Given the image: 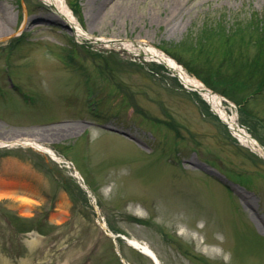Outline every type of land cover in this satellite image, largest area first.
<instances>
[{"label":"rangeland","instance_id":"obj_1","mask_svg":"<svg viewBox=\"0 0 264 264\" xmlns=\"http://www.w3.org/2000/svg\"><path fill=\"white\" fill-rule=\"evenodd\" d=\"M65 1L93 37L153 45L199 68L264 146V87L246 113L237 106L264 82V62L250 74L246 65L264 48V0L186 1L175 31L100 21L107 4ZM47 14L59 17L47 0H0L12 31L0 37V142L33 138L70 164L0 147V179L30 183L35 200L29 212L0 200V264H154L121 235L162 264H264V158L163 64L81 41Z\"/></svg>","mask_w":264,"mask_h":264},{"label":"bare ground","instance_id":"obj_2","mask_svg":"<svg viewBox=\"0 0 264 264\" xmlns=\"http://www.w3.org/2000/svg\"><path fill=\"white\" fill-rule=\"evenodd\" d=\"M52 1V2H50ZM94 3L102 2L108 5L107 10H105L100 15V21H115L120 23L132 22L135 25L140 21L145 22H155L160 21L162 23H167L172 31L178 30L184 23L183 10L186 1L190 0H154L152 1V7L145 8L141 7L143 0H91ZM48 3L54 5L57 10L59 17L63 20L71 29L73 34L77 39L83 41L85 39H90L94 43L104 44L107 48L115 49H125L134 54H139L144 56L148 60H154L161 63L170 71L172 74L178 77L185 88L189 90H195L198 92L211 106L213 113H215L222 122L226 123L230 133L244 146L248 147L253 152L264 158V146L252 136L245 128H243L238 122L237 113H230L224 106V98L215 92L208 89L201 80L192 76L188 71L180 65L176 60L170 57L167 53L156 48L153 45H142L134 42L133 44L128 41H121L114 38H99L90 35L83 25L79 22L77 17L74 15L65 0H47ZM156 7V8H155ZM48 19L59 18L56 15L47 14L45 15ZM5 23L2 20L0 23V37L7 36L10 32L5 28ZM13 30V27H11ZM4 145L7 144H25L32 145L34 148L41 149L51 155L55 160L64 163L70 162L58 154H56L50 147L44 146L37 143L33 138L21 137L13 138L9 141H2ZM69 166V165H68ZM75 176L81 179V174L75 170ZM83 186L86 183L82 181ZM23 187V188H22ZM22 189V190H19ZM32 187L26 182L13 181L0 179V200L5 198H13L20 200L26 204L24 210L29 212L31 209V204L33 203ZM55 220L61 222L63 220L62 214H57ZM130 244L140 250L142 253L151 254V248L145 242L131 239Z\"/></svg>","mask_w":264,"mask_h":264},{"label":"trees","instance_id":"obj_3","mask_svg":"<svg viewBox=\"0 0 264 264\" xmlns=\"http://www.w3.org/2000/svg\"><path fill=\"white\" fill-rule=\"evenodd\" d=\"M263 25H264V23H263ZM248 30H250L251 31V28H250V25L249 26H247L245 29H242V31H247L248 32ZM240 31V30H239ZM263 31H264V29H263ZM233 33H238L237 31H236V29H235V32H233ZM233 37H234V35H230V34H228V36H226V42L228 41V42H231L232 41V39H233ZM263 40H262V46L264 47V38H262ZM227 42V43H228ZM164 51H166L165 49H163ZM167 52V51H166ZM225 53H229V52H225ZM264 48L263 49H260L259 50V53H258V55L256 56V57H254L251 61H248L247 62V68H248V72H249V74L250 73H253V72H255V68H256V66L257 65H260L261 63V61L262 62H264ZM172 55V54H171ZM173 56V55H172ZM229 56V55H228ZM227 56V57H228ZM174 57V56H173ZM178 61H179V58H176ZM227 60H229V62H230V58L229 59H223V61H227ZM209 60H205L204 62L205 63H207ZM210 62V61H209ZM185 67H186V69L190 72V73H192L193 75H195L197 78H199L200 80H202L204 83H205V85H207V86H210V84H209V81H207L205 78H203L202 76H201V70L199 69V68H194V67H192V66H190L189 64H187V63H184V62H181ZM219 67H221V66H219ZM255 67V68H254ZM248 74V75H249ZM245 75V74H244ZM262 87H264V82H261L259 85H258V90L260 89H262ZM257 90V89H256ZM256 90L255 91H253V92H256ZM225 92V91H224ZM253 92H249L248 93V95L247 96H243L242 98H241V100L237 103V105H238V107H239V110H240V112H244V113H246V106H247V104H248V102H249V100L250 99H248V97L250 96V94L251 93H253ZM226 94H228V91H226ZM257 95V94H256ZM256 95H254V96H252L251 98H253V97H255Z\"/></svg>","mask_w":264,"mask_h":264},{"label":"water","instance_id":"obj_4","mask_svg":"<svg viewBox=\"0 0 264 264\" xmlns=\"http://www.w3.org/2000/svg\"><path fill=\"white\" fill-rule=\"evenodd\" d=\"M224 101H225V98H224ZM150 255H151V257L154 258L155 261H157V258L155 257V255H154L153 253H151ZM157 264H158V263H157Z\"/></svg>","mask_w":264,"mask_h":264}]
</instances>
